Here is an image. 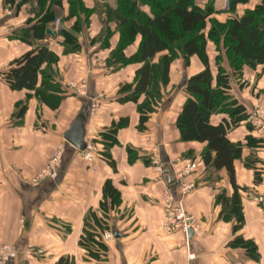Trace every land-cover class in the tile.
Instances as JSON below:
<instances>
[{
  "label": "crops",
  "instance_id": "obj_1",
  "mask_svg": "<svg viewBox=\"0 0 264 264\" xmlns=\"http://www.w3.org/2000/svg\"><path fill=\"white\" fill-rule=\"evenodd\" d=\"M31 8L30 2L7 15L6 9L11 8L0 0V224L1 240L14 247L0 264H56L62 255L74 256L76 264H264V218L254 201L264 189V143L254 148L246 145L248 136L264 139V133L250 131L246 121L228 133L232 141L245 144L243 157L256 152L258 167L263 169V181L257 183L254 170L241 159L235 161L241 220L227 201L236 192L227 169L206 167L202 159L206 143L180 138L177 117L187 99V80L204 69L200 59L193 56L188 65L182 57L172 62L170 83L162 86L160 102L142 123L138 106L145 95L127 100L122 89L134 82L139 65L108 64L120 33L111 36L109 48H102L94 31L89 45L83 42L79 51L65 54L53 28L54 35L47 32L45 43L59 56L50 67L59 90L47 89L43 97L36 89L14 90L3 71L33 47L20 35L34 17ZM136 39L126 55L136 52L141 37ZM244 72L249 77L256 70L246 67ZM43 78L41 74L38 87ZM261 81L258 86L264 88V77ZM236 87L233 83L234 97L250 111L257 100L248 89ZM83 112L87 113L85 140L93 138L98 145L92 162L64 138ZM226 117L213 115L211 123ZM109 136L115 144H109ZM58 152L62 161L56 177L35 184V176ZM154 158L164 163L162 171ZM188 161H198L199 170L176 180ZM108 179L120 193L119 202L106 213L110 229L105 233L112 232L113 238H104L108 246L104 255L89 256L79 241L86 217L102 216L100 203ZM182 183L193 187L183 191ZM166 191L196 218L198 227L191 237L180 230L164 231ZM249 243L257 251H251Z\"/></svg>",
  "mask_w": 264,
  "mask_h": 264
},
{
  "label": "trees",
  "instance_id": "obj_2",
  "mask_svg": "<svg viewBox=\"0 0 264 264\" xmlns=\"http://www.w3.org/2000/svg\"><path fill=\"white\" fill-rule=\"evenodd\" d=\"M33 1L35 9L31 11L34 17L28 19V26L20 32L25 42L33 47L14 59L10 68L3 71V77L12 89H36V93L43 97L47 94V89L53 92L59 90L50 70L51 65L58 62L59 56L45 42L49 37L47 29L54 19L51 7H63L64 0H5V4L17 13L21 6ZM251 1L228 0L224 11L216 9L214 0L203 3L200 0H119L120 7L107 8L108 20L116 22L118 27L127 28L124 34L120 32L119 42L108 64L110 67L139 65L134 82L124 84L122 89L126 92L124 99L127 100L145 95V100L138 106L142 113V123L147 119V113L155 110L154 106L160 102L162 86L170 83V68L175 59L182 57L188 65L190 58L197 56L204 65L202 71L193 74L186 82L187 99L177 117V125L182 141L206 143L202 155L206 167L215 171L227 169L231 183L236 188L232 199L227 200L230 207L235 209L234 215L238 214L240 203L235 161L241 159L247 168L254 170L256 182L263 181V169L258 167L260 159L256 152L243 157L245 144L234 142L228 136L229 131L243 121L253 131V126L247 121V107L232 94L234 72L241 78L246 67L255 70L264 65V0L250 6ZM82 4L84 5L79 0L70 1L72 12L66 20L74 19L73 26L71 31L64 28L58 32L63 37L61 44L65 54L79 51L78 33L89 22L88 18L80 16ZM238 8L241 13H237ZM221 12H229L230 17L224 22L215 21V26L211 24V28L205 31L213 16ZM88 14L89 11L85 16ZM219 27L224 30L218 32ZM112 35L107 33L100 37L102 48L110 47ZM138 35L141 41L136 52L131 56L126 55V44ZM221 38L234 71L225 67L223 54L217 48ZM38 40L42 43H35ZM211 41L215 43L217 50L213 58L208 52ZM44 65L47 66L43 68ZM41 74L44 78L42 85L38 87ZM216 114H225L227 117L218 124H212L211 118ZM112 137L106 138L110 140L109 144H115ZM263 143L264 139L248 136L246 145L254 148ZM101 153L111 162L107 150ZM119 199V191L112 180L108 179L103 186L100 203L102 216L91 213L86 217L79 241L89 256L98 257L108 250L104 234L110 229V217L106 213L110 205L118 203ZM237 217L243 219L240 215ZM248 245L251 251H257L252 243ZM56 264H76V259L71 255H62Z\"/></svg>",
  "mask_w": 264,
  "mask_h": 264
},
{
  "label": "rangeland",
  "instance_id": "obj_3",
  "mask_svg": "<svg viewBox=\"0 0 264 264\" xmlns=\"http://www.w3.org/2000/svg\"><path fill=\"white\" fill-rule=\"evenodd\" d=\"M70 1L71 0H64L63 3H65V7H60L57 5H54L53 7H51V11L54 15V19H53V23L49 26L50 28L48 29H52L54 32L55 30L58 32H60L62 29L66 28L67 30L71 31V27L73 26V24H71L69 26V23L71 21H67L66 18L68 17V15L72 12V7L70 5ZM82 1L84 3V5L82 4L83 8L79 9V13H81V17H85L88 18V23L86 26H84L83 29H81V33H78V37H77V43L79 44V46H77L78 50L80 48H82L81 44L84 42L85 44L87 43V45H89V40L91 39L92 35H94V31H96V36L94 37V39L98 42L97 44H99V40L100 37L102 35H105L107 33H112L113 35L116 33H125L126 32V27H118V24L116 22H114L113 20H108V15H107V8H113V9H117L119 6V0H79ZM203 1L206 0H200L201 3H203ZM215 1V7L216 9H222V11H224L223 9H226L228 4L227 1L228 0H214ZM259 0H252L250 3V6L254 5L255 2H258ZM35 3V1H33ZM32 2V8L31 10L34 11V7L35 4ZM146 10H149V8L145 7ZM9 11L11 12V14H8ZM87 11H89V14L85 16V13H87ZM15 12L12 9H6V14L7 15H13ZM238 13V12H237ZM230 17L229 12H221L218 13L216 15L213 16L211 22L208 23L207 27L205 28V31H207L206 29L211 28V24H213V26H215V21H219V22H224L226 21L228 18ZM94 18H97L99 20V22H92L91 21H95L93 20ZM105 20H107L108 22H105ZM94 23V24H93ZM55 29H53V28ZM224 30V28L219 27L217 29L218 32H222ZM56 35V33H55ZM82 37V39H81ZM103 37V36H102ZM57 38H59V40L63 41V37H60L59 35H57ZM136 37H134L132 39V41H129L126 45L127 48L131 47L132 45L135 44L136 42ZM91 42V41H90ZM219 47L220 52L223 54L224 57V65L227 69H229L230 71H234L233 68L231 67L230 64V59L228 58V55H226V48H225V44L223 39L221 38L219 41V45L217 46V48ZM91 48V47H90ZM89 49V46L88 48ZM208 49L210 51L211 54V58H213L214 53L217 51L216 50V45L214 42H210ZM97 61V60H96ZM95 59L92 60V62H96ZM256 72H250L249 77H244V75H246V73L244 72L243 76L240 78H238L237 74L234 72V79H233V83L235 85H237L236 89H242V88H246V90H249V93L252 97H254L257 102L253 105L252 108H250L249 111V115L252 114L255 109H257V107H261L264 109V88H260L258 86L259 82H262L261 80L264 77V67H260L255 69ZM260 76V77H259ZM262 76V77H261ZM245 79V80H243ZM249 86V87H248ZM234 93V92H233ZM232 93V94H233ZM237 93L239 94V91H237ZM248 93V94H249ZM248 96V95H247ZM249 117V116H248ZM248 121V119H247ZM248 124H251L253 126V124L249 121ZM256 130L258 131L254 126H253V131Z\"/></svg>",
  "mask_w": 264,
  "mask_h": 264
},
{
  "label": "built area",
  "instance_id": "obj_4",
  "mask_svg": "<svg viewBox=\"0 0 264 264\" xmlns=\"http://www.w3.org/2000/svg\"><path fill=\"white\" fill-rule=\"evenodd\" d=\"M8 14H11L9 11ZM251 122L253 126L258 130L259 133H264V109L257 107L255 111L249 115L248 122ZM82 156L92 162L96 158L98 152V145L95 139L89 138L86 140V147L80 151ZM62 161L61 152L54 155L49 162L39 171V173L33 179L35 184L39 183L46 178H55L57 175L58 168ZM153 163L158 167L159 170H163L164 163L154 158ZM200 163L198 161H188L185 163L180 171L176 173V180L183 181V179L197 172L199 170ZM183 191H188L193 187V184L182 183ZM254 201L258 204L262 217L264 218V189L254 196ZM164 218L163 228L167 234H172L178 230L184 232L187 237L189 232L195 231L198 227L196 218L187 212L182 203L176 201L173 194L170 191H166L164 196ZM105 239L113 238L112 232H106L104 235ZM14 247L1 240V224H0V263H4L10 257Z\"/></svg>",
  "mask_w": 264,
  "mask_h": 264
},
{
  "label": "water",
  "instance_id": "obj_5",
  "mask_svg": "<svg viewBox=\"0 0 264 264\" xmlns=\"http://www.w3.org/2000/svg\"><path fill=\"white\" fill-rule=\"evenodd\" d=\"M49 34L54 35V31L52 29H47ZM87 119V113L83 112L82 116L79 119H76L72 122L70 128L64 133V138L76 147L78 150H84L86 147V140H85V130H84V123ZM193 232H189V236L191 237Z\"/></svg>",
  "mask_w": 264,
  "mask_h": 264
}]
</instances>
